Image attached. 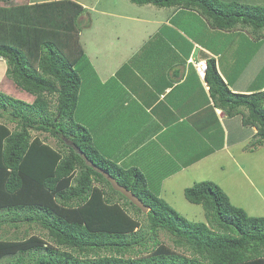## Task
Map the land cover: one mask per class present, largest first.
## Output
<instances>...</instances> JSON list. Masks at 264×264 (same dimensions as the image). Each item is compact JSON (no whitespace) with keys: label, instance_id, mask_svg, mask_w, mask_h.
Segmentation results:
<instances>
[{"label":"trees","instance_id":"16d2710c","mask_svg":"<svg viewBox=\"0 0 264 264\" xmlns=\"http://www.w3.org/2000/svg\"><path fill=\"white\" fill-rule=\"evenodd\" d=\"M128 1L174 8L172 27L163 24L150 41L153 46L179 42L177 47L188 46L186 55L193 49L189 41L193 37L191 29L178 23L182 16L199 17L210 34L248 31L264 38V7L240 6V0ZM84 11L72 0L0 6L5 80L30 100L0 93V261L264 264V217L250 216L233 205L212 180L184 188L185 199L200 206L205 218V222H190L150 190L139 170L121 168L93 148L90 130L83 125L86 119L78 115L91 99L85 94L93 89L96 79L79 41L77 23ZM206 65L203 80L214 105L226 117L239 116L243 126L255 129L256 143L248 150L264 144V91L233 93L213 58H208ZM53 99L55 107L50 110ZM87 112L92 115L94 110ZM8 124H14L13 129ZM33 131L57 139L66 152L31 136ZM75 149L147 206L144 222L128 210L143 213L86 166ZM23 225L25 232L35 226L43 234L21 237L16 233ZM6 229L15 233L8 237ZM160 233L169 237L171 246L160 242Z\"/></svg>","mask_w":264,"mask_h":264},{"label":"crops","instance_id":"0c3cea01","mask_svg":"<svg viewBox=\"0 0 264 264\" xmlns=\"http://www.w3.org/2000/svg\"><path fill=\"white\" fill-rule=\"evenodd\" d=\"M3 1L9 0H0L1 3H6ZM29 1L18 0L21 3ZM40 2L48 1L36 3ZM170 24L171 19H167L166 25ZM238 33L236 40L241 41L238 43L242 45L239 56L237 51H233V56L230 58L228 54L229 58L226 59L211 45L206 47L196 40L189 39L193 49L188 55V46L177 47L179 42L177 45L167 43L140 49L141 53L128 58L111 48L110 54L116 53L115 63H104L106 81H102V74L100 73V79L95 71L99 69L97 64L100 63L92 62L91 67L96 76L94 84L109 82L113 85L102 84L101 91H96V94L94 90H88L85 96L91 99L85 109L90 112L93 109L96 115L89 118H93L98 126H103L114 138L111 146L95 147L93 144V148L121 168L139 170L148 181L150 190L164 187L163 179L167 178L168 173L162 172L168 169L166 163L169 154H175L176 169L180 171L200 160L214 162L223 155L230 156V148L239 144L243 138H233L235 141H231V135L223 131L221 122L229 117L214 105L208 86L203 80L204 76L196 72L194 63L206 62L208 58H213L217 72L226 82V74L232 71L237 57H240L247 61L244 63L245 69L240 70L241 73H238L236 79L231 73V86L234 87L229 85L230 91L246 94L264 91V38L258 35L260 40L256 42L250 35L241 36L242 31ZM125 45L122 47L125 48ZM258 45L261 50H258ZM251 64L259 68L257 75L256 72L246 71ZM240 86H243V89ZM97 117H100L102 122L99 123ZM238 123L241 124L240 119ZM248 128H251L254 137L255 129ZM98 129L96 134L90 131L91 137H100L102 128ZM249 144H240V150L251 154L247 148L244 150ZM186 155L187 158L181 164L179 159ZM186 163L189 164L185 165ZM220 168H224L222 162ZM184 172L188 175L186 170Z\"/></svg>","mask_w":264,"mask_h":264},{"label":"rangeland","instance_id":"374dc122","mask_svg":"<svg viewBox=\"0 0 264 264\" xmlns=\"http://www.w3.org/2000/svg\"><path fill=\"white\" fill-rule=\"evenodd\" d=\"M33 1L37 2L52 0H30L28 3ZM72 1L79 3L83 6V8L86 9V11H84L80 16V20L77 23L80 29L79 41L91 66L92 62L100 63L97 64L99 69L95 71L98 72L97 74L100 79V73L102 74V81H106L107 79L105 74L106 71L103 67L104 63L106 62V64H108L112 62L111 65L115 63L114 56H116V53L111 55V48H115L114 51L120 55H126V58H128L138 53L139 49L153 47V43L150 41L151 37L156 33V31H159L160 24H167V19H170L171 14L175 11L174 8H156L151 5L138 6L130 3L128 0ZM219 1L227 2L229 0ZM20 3L21 2H18V0H9L6 3L0 2V5H19ZM238 3L240 6L247 5L264 7V0H240ZM178 23H184V27L191 29L190 35L193 37L192 40H196L206 47L211 45L213 48H216L215 50L220 51L225 59L229 58L228 54L231 58L233 56V51H237V56H239L238 53L240 52L242 45L240 44L241 41L236 40L238 35H236L235 32L213 31L210 34V29L207 27V25L196 16H191V18L182 16L178 20ZM158 27L159 29H157ZM247 35L255 37L256 39L258 37L257 35L260 34L257 32L242 31L241 36ZM161 44L162 43H160V45ZM124 45L125 48L122 47ZM126 48H129L130 50ZM258 50H261L260 45H258ZM246 62V60H242L240 57H237V62H235L233 68H231L232 71L226 74L227 80L225 84L228 85V89L229 85H232L230 76L231 73L233 78L237 77L238 73H241L240 70L244 71V63ZM6 69V61L0 56V93L14 99L30 102V100H27L26 95V97L24 95L20 96L21 92L17 91L13 87L14 85L10 80L6 79L7 81H3L6 74ZM258 69L255 64H251L246 68V71L256 72L257 75ZM102 84L106 86L113 85L109 82L95 83L92 89L95 91V94L96 91H101ZM11 85L13 86L10 87ZM242 87L241 89H243ZM97 96L100 97L98 92ZM54 107L55 100L53 99L52 102L49 103V108L50 110H54ZM78 115L83 116V121L86 119V122L83 125L85 126L86 124V127L89 128L93 134L99 132L98 128H102L100 137H91L92 144H94L95 147L102 145L108 147L112 145L111 141L114 138H112L111 133L109 131L107 132L103 126H98L93 118H89L96 115V113H92L91 115L85 109L82 114L78 113ZM225 119L226 118H224L223 123L221 122V127L223 131L231 135L230 140L235 141V139H243L241 142H239V144L233 148H230V153H232L230 156L223 155L222 157L218 158L219 160L221 158L220 162H222V166L224 167L223 169L220 168L219 160H215L214 162H208L209 160H200L191 164L185 169H181L180 171L176 169V164L174 161H176L177 158L174 157L175 154H169L166 163L168 169H164L162 172L168 173L167 178L163 179L162 186H164V189H152L155 194L164 199L172 208H174L178 214L190 222H205L204 213L200 206L191 204L185 199L183 190L186 187L192 186L194 182L202 180H212L213 183L221 187L233 205L243 208L248 215L254 217H264V144L251 146L250 149L252 151L248 150L251 143H256V139H254L252 136L251 128L243 126L241 117L239 116L233 118L232 120H229V118H227V120ZM239 119L241 122L240 125L238 123ZM97 120L99 123L102 122L100 117H97ZM8 126L13 129L14 124H8ZM31 136H39L44 142L56 149H60L65 152L67 150L62 146L60 141H57V139L51 137L48 134L33 131L31 132ZM243 141L250 143L244 148V150L247 148L248 153L251 154H246L243 150H240V144L245 143ZM65 143L67 145L69 144V142L66 140ZM186 158L187 155L184 156V158L179 159V162L183 164L184 159ZM130 166L134 167L135 165ZM185 170L187 171L188 175H186L184 172ZM133 210H128V213L132 214L131 216L136 215L139 221L144 222L145 213L139 214ZM26 229V225L20 226L16 234L21 237L24 235L41 236L43 234L42 230L35 226H32V229L27 230V232H25ZM6 230L8 231V237H11L15 233L13 229ZM159 240L163 244L169 246L172 245L169 237L165 233L159 234ZM6 262L7 261L3 259L0 261V264H6Z\"/></svg>","mask_w":264,"mask_h":264},{"label":"water","instance_id":"95a60500","mask_svg":"<svg viewBox=\"0 0 264 264\" xmlns=\"http://www.w3.org/2000/svg\"><path fill=\"white\" fill-rule=\"evenodd\" d=\"M75 151L83 159L86 166L90 167L96 173L101 174L107 180V182L110 184L111 188L114 191L120 193L124 198H126L133 206L138 208L142 213L148 212L147 206H145L144 203L139 198H137L133 193H131L124 187L120 186L112 176H110L108 173L98 168L93 162L88 160L85 154L81 152L79 149H75Z\"/></svg>","mask_w":264,"mask_h":264},{"label":"built area","instance_id":"2783aa9c","mask_svg":"<svg viewBox=\"0 0 264 264\" xmlns=\"http://www.w3.org/2000/svg\"><path fill=\"white\" fill-rule=\"evenodd\" d=\"M194 68L199 75L204 76L206 69H207L206 62L200 61V62L194 63Z\"/></svg>","mask_w":264,"mask_h":264}]
</instances>
